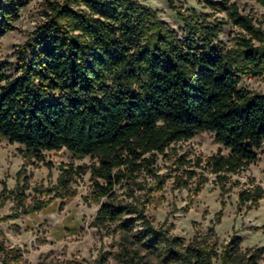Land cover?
Returning <instances> with one entry per match:
<instances>
[{"label": "trees", "instance_id": "trees-1", "mask_svg": "<svg viewBox=\"0 0 264 264\" xmlns=\"http://www.w3.org/2000/svg\"><path fill=\"white\" fill-rule=\"evenodd\" d=\"M32 1L0 0V54L2 39ZM202 1L240 30L231 47L218 42L222 23L194 12L181 16L186 36L180 39L137 0H44V21L17 51L16 77L6 74L0 55V135L37 161L62 149L89 156L94 164L62 169L59 184L67 188L74 175L88 171L93 198L104 200L93 224L118 223L126 232L139 226L137 239L153 249L169 246L177 264L213 262L204 250L156 229L133 191L130 203L118 201L116 186L135 184L143 174L161 190L166 180L157 173L159 157L202 133L214 134L229 151L206 162L220 180L256 162L264 144V94L240 87L242 75H264V31L236 3ZM250 1L264 7V0ZM18 182L17 202L24 204L29 187ZM263 196L255 187L243 191L239 203ZM50 203L40 201L24 214ZM229 247V264H257L259 251L243 263L237 239Z\"/></svg>", "mask_w": 264, "mask_h": 264}, {"label": "rangeland", "instance_id": "rangeland-1", "mask_svg": "<svg viewBox=\"0 0 264 264\" xmlns=\"http://www.w3.org/2000/svg\"><path fill=\"white\" fill-rule=\"evenodd\" d=\"M137 1L154 11L180 39L186 36L181 16L188 17L192 12L205 15L207 23H222L218 42L225 47H231L240 33L227 23L225 12L215 11L202 0ZM229 1L264 31L263 6L250 0ZM172 4L174 9L170 8ZM43 5L44 0H33L25 6L15 23L16 30L2 39L1 60L7 63L5 72L11 77L19 74L18 49L44 21ZM240 87L264 94V75L244 74ZM21 149L0 135V264H177L168 254L169 246L153 249L138 240L139 226L126 232L118 223L106 227L93 224L104 200L93 198L88 171L74 175L67 188L59 184L62 169L94 164L89 156L62 149L44 152V161H37L25 158ZM219 152L225 156L229 153L208 132L176 143L157 162V173L166 180L161 190H157L154 179L142 174L135 184L116 186V198L130 203L128 194L133 191L156 229L179 238L184 246L209 253L213 264H229L226 252L234 239L243 263L259 251L257 264H264V196L255 204L239 203L243 191L255 187L264 190V144L257 151L256 162L222 180L205 169L207 159ZM188 171L195 176L188 178ZM17 182L29 187L24 191V204L17 202V194L21 193ZM181 183L185 184L180 187ZM198 187L201 191L195 194ZM49 200L51 203L40 212L24 214L38 202Z\"/></svg>", "mask_w": 264, "mask_h": 264}]
</instances>
